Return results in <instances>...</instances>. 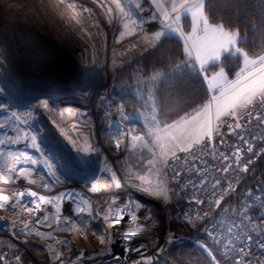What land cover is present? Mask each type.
<instances>
[{"label": "rangeland", "instance_id": "rangeland-1", "mask_svg": "<svg viewBox=\"0 0 264 264\" xmlns=\"http://www.w3.org/2000/svg\"><path fill=\"white\" fill-rule=\"evenodd\" d=\"M60 1L0 0V177L10 175L17 189L25 190L0 193V239L25 246L34 236L52 264H97L109 256L115 240L114 215L123 219L121 226L128 234L135 233L127 235L135 243H127L123 252L134 250L161 264H172L163 256L164 248L177 240L164 225L172 203L170 163L176 154L190 149L189 145L202 142L210 127L227 118L238 119L259 98L264 91V51L249 56L238 46V32L210 23L206 0H109L112 12L99 7L97 0L98 5L87 0ZM18 2L25 14L14 13ZM186 17L191 21L188 31L183 25ZM224 30L238 37L237 45L227 52L221 38ZM169 36L183 42L185 62L166 71L137 62ZM10 41L22 42L28 49L26 59L19 58L21 66L17 61L27 85H20V77L13 74L15 70L11 72L7 56L2 54V47L11 46ZM231 52L242 58L234 76L225 68L210 71ZM187 72L200 75L210 98L200 108L165 123L156 91L169 76ZM75 88L86 96L72 94ZM34 92L47 94V98L40 96L36 101ZM252 93L253 102L243 103ZM124 94L137 96L138 107L132 116L126 110ZM47 99L65 103L70 116L52 113L43 106L42 100ZM237 99L235 107L217 119L218 111ZM115 113H119L117 119ZM80 114L86 116L83 124L69 123ZM69 132H75L72 138ZM15 151L27 164L6 171ZM81 161L92 163L94 169ZM143 202L156 205L159 217L140 214ZM29 204L34 211L26 210ZM77 207L80 211L69 217L68 211ZM81 214L102 220L106 236L93 234L90 243L76 225ZM184 217L186 220V213ZM142 236L154 244L143 249L145 243L136 242Z\"/></svg>", "mask_w": 264, "mask_h": 264}, {"label": "trees", "instance_id": "trees-1", "mask_svg": "<svg viewBox=\"0 0 264 264\" xmlns=\"http://www.w3.org/2000/svg\"><path fill=\"white\" fill-rule=\"evenodd\" d=\"M205 13L210 23L221 25L228 31L238 32V46L249 56H256L264 51V0H206ZM183 25L185 30L190 29L189 18H184ZM186 60L183 42L172 36L165 37L156 48L137 58V62L140 61L144 66L154 64L165 71L172 70L174 66ZM241 60L240 56L231 52L226 54L219 64L212 65L210 71L225 68L230 76H234L241 67ZM155 95L160 117L165 123L173 122L200 108L210 98L200 75L188 72L169 76ZM122 98L128 114H136L137 96L124 94ZM238 183L240 199L264 185V155L253 160L247 170L239 174ZM170 186L172 203L170 213L165 216L164 225L165 230L175 233L177 240L164 248L163 256L172 264H214V259L221 262L219 248L212 242V231L204 226L187 223L183 215L186 200L183 195L173 190L172 184ZM148 212L159 217L156 205L143 202L140 214ZM75 221L90 243L94 239L92 234H107L103 221L98 217L81 214ZM181 235L185 238H180ZM37 242L38 239L34 236L25 246L0 239V264L3 258L17 257L20 258L21 264H52L47 251Z\"/></svg>", "mask_w": 264, "mask_h": 264}, {"label": "built area", "instance_id": "built-area-1", "mask_svg": "<svg viewBox=\"0 0 264 264\" xmlns=\"http://www.w3.org/2000/svg\"><path fill=\"white\" fill-rule=\"evenodd\" d=\"M211 132V138L178 153L170 164L171 180L188 201L187 221L212 231V242L221 256L216 264H264V185L244 198L238 196L239 174L264 155V94L241 117L220 121ZM111 219L115 240L109 256L97 264H132L121 260L114 246L129 233L121 226L123 219L114 215ZM1 264L21 261L19 257L3 258ZM143 264L161 262L150 257Z\"/></svg>", "mask_w": 264, "mask_h": 264}, {"label": "bare ground", "instance_id": "bare-ground-1", "mask_svg": "<svg viewBox=\"0 0 264 264\" xmlns=\"http://www.w3.org/2000/svg\"><path fill=\"white\" fill-rule=\"evenodd\" d=\"M60 0H57V2H59ZM87 1H89L88 3H90V4H93V3H95L96 5H98L97 4V2L95 1V0H87ZM97 1H100V3H99V7H103L105 10H106V12L108 11H110V12H112L111 11V5H109L110 3V1L109 0H97ZM109 1V2H108ZM132 1V0H131ZM63 2V0H61L60 1V3H62ZM85 4H87V3H85ZM122 4V3H121ZM136 4H138V3H136ZM89 5V4H88ZM92 6V5H91ZM136 6V5H135ZM85 7V6H84ZM119 7V6H118ZM24 7L21 5V3H19L18 2V6H16V9L14 10V13L16 14V15H18L19 13H21V14H25V12H23L24 10ZM28 10V9H27ZM26 10V11H27ZM115 10V9H114ZM117 10V9H116ZM123 10V7H120V11H122ZM43 12V11H42ZM134 12V11H133ZM122 13V12H121ZM14 14V15H15ZM26 14H28V13H26ZM111 14V13H110ZM13 15V14H12ZM13 15V16H14ZM16 15L13 17V19L16 17ZM127 16V15H126ZM137 16V15H136ZM25 17H27V15H25ZM29 17V16H28ZM11 18H12V16H11ZM21 18V17H20ZM40 18V17H39ZM15 20V19H14ZM117 20V19H116ZM59 21V20H58ZM4 22H5V20H4ZM30 23V22H29ZM129 25V24H128ZM127 25V26H128ZM8 26H10V27H15V24H12V23H9L8 24ZM5 27V26H4ZM10 27H8V28H10ZM22 27V26H21ZM23 27H24V25H23ZM123 27V26H122ZM129 27V26H128ZM26 28V27H25ZM40 28V27H39ZM19 31V30H18ZM2 35V38L4 39V37L5 36H3V33L1 34ZM30 40V39H29ZM16 41V40H15ZM11 42V41H10ZM29 43V42H28ZM7 44V43H6ZM11 44V46H9V45H4L3 47H2V54H4V56H7V58H6V60H9V64L11 65V72L13 73V70H15L14 71V73L13 74H16V76L18 77H20V79H19V82H20V85L21 86H24V85H27V84H29L28 82L29 81H23V75H25V73H23V71H20L19 70V68H17L18 67V63H19V66H21L22 64L20 63V59L19 58H21V60H25L26 59V50H28V49H26V48H24L23 47V45H22V42L20 43H17V45H16V43H10ZM36 44V43H35ZM27 46V45H26ZM44 47V46H43ZM33 48H35L34 46H33ZM123 48V47H122ZM54 51V50H53ZM123 51V50H122ZM25 52V53H24ZM127 52V51H126ZM27 58H28V56H27ZM31 60V59H30ZM17 61H19L18 63H17ZM13 64V65H12ZM21 64V65H20ZM14 66V67H13ZM37 68V67H36ZM41 71V70H40ZM36 73V72H35ZM30 75V74H29ZM17 77H16V79H17ZM18 77V78H19ZM22 77V78H21ZM30 79H32V78H30ZM38 83V82H37ZM39 83H42V82H40L39 81ZM32 84H34V83H32ZM83 84H85V80H82V84H81V87H85ZM40 87H44V83H42V86H40ZM80 87V88H81ZM31 88V87H30ZM48 88V87H47ZM18 89V88H17ZM21 89V88H20ZM71 89V88H70ZM20 91V90H19ZM22 91V90H21ZM56 91V90H55ZM54 91V92H55ZM47 92H49L48 90H47ZM70 92H72V94H74V95H77V96H86V95H84V94H82V90L80 89H76L75 88V90H71ZM35 94L33 95V98L32 99H34V100H36L37 101V97L39 98L40 96L41 97H43V96H45L46 98H47V94H40V93H37L36 94V92H34ZM79 94V95H78ZM88 95V94H87ZM40 97V98H41ZM60 100V99H59ZM40 101V102H39ZM38 101V105H37V107L40 105V103H41V100H39ZM61 101V100H60ZM42 102H43V106L44 107H46L47 109H50V111L52 112V113H54L55 111H58L59 113H61L62 115H64V118H65V116H66V118L67 117H69L70 115H69V113H67L66 112V107H65V103L63 104V103H57L56 101L54 102V101H49L48 99L47 100H42ZM75 103V102H74ZM73 103V104H74ZM36 104V103H35ZM75 106H77L78 108H79V106H78V104H74ZM36 106V105H35ZM79 115V114H78ZM118 116H119V113H115V116H114V118L115 119H117L118 118ZM71 117H72V115H71ZM86 116L84 115V114H80V116L78 117L77 115H74V117L73 118H70V120H69V123L70 124H72L73 126H78V125H80V124H83L84 123V121L86 120V118H85ZM16 120V119H15ZM21 121V120H20ZM1 128V127H0ZM72 128V127H71ZM12 129V128H11ZM83 131V130H82ZM75 133V132H74ZM74 133L73 132H69L67 135L69 136V137H71L72 138V136H74ZM76 136V135H75ZM66 140V139H65ZM73 142V141H72ZM13 143H14V145L15 146H17V147H20V145L18 144V142H14L13 141ZM69 143V142H68ZM9 144V143H8ZM13 145V146H14ZM70 145V144H69ZM37 147H38V145H37ZM76 148V147H75ZM16 153H14V155H15V157H14V159H13V161H11V162H8V168H5V170L6 171H13V170H16L17 168H22L23 166H25L24 164H27L26 163V160H24L23 159V157H20L21 155H19V153H17L18 151H15ZM87 153H89V151H87ZM2 155V154H1ZM83 155V154H82ZM80 156H81V154H80ZM84 158V157H83ZM83 160V159H82ZM44 163H43V166L44 167H47V162H46V160H44L43 161ZM81 165L83 164V166H85V167H90V168H92V169H94V166H93V164L92 163H90L89 162V164L87 163V161L86 162H82L81 161V163H80ZM91 164V165H90ZM24 168V167H23ZM171 175V174H170ZM0 179H1V181H0V193L1 194H5V195H9V194H14L15 192L17 193V191L18 192H20V193H23L25 190L24 189H21V188H23V187H20L19 189H21L20 191L17 189V186L16 185H14L12 182H11V180H10V175H8V174H1V177H0ZM3 180V181H2ZM13 181V180H12ZM41 182V181H40ZM20 184V183H19ZM21 184H23V183H21ZM27 185V184H26ZM94 186H97V183H94L93 184ZM102 187H104L103 185H102ZM25 188V187H24ZM105 188V187H104ZM154 192V191H153ZM28 193H31V188H30V191L28 192ZM80 211V208L79 207H77L76 209H74V210H71V211H68V213H69V217H71V216H74V215H76L78 212ZM120 229V228H119ZM119 233V232H118ZM127 235L128 234H126V236H125V240H122V242L120 243V241L119 242H116V244L114 245L115 246V249H117V251L119 252V254H120V257H122V259L121 260H127V262H130V263H132V264H143V262H146L147 260H149V258L151 257V255L150 256H148V257H143V256H140V255H137L136 254V252H134V250H132L131 251V253H125V252H123V250H125V248H127L128 246H126L127 245V241L131 244H133V243H135V241H133L132 240V236L131 237H128V238H126L127 237ZM149 238H147V237H143L142 236V239H138L136 242L137 243H142V242H144L145 243V246L146 247H143V249L144 248H148L151 244H154L153 242L151 243V241L150 240H148ZM124 242V243H123ZM122 246V247H121ZM114 249V250H115ZM104 257V256H103ZM114 259L115 258H117V253L115 254L114 253V255L112 256Z\"/></svg>", "mask_w": 264, "mask_h": 264}, {"label": "snow or ice", "instance_id": "snow-or-ice-1", "mask_svg": "<svg viewBox=\"0 0 264 264\" xmlns=\"http://www.w3.org/2000/svg\"><path fill=\"white\" fill-rule=\"evenodd\" d=\"M254 94L255 93H252L250 95L245 96L243 98V103H245V104H251L253 102V95ZM238 102H239V100L237 99V100H234L231 104H226L222 110L218 111V113H217V119H219V116L220 115L227 114L228 108L229 107H233L234 108L235 105H236V103H238ZM232 115L235 116V113L233 112ZM236 127L239 128L240 127V124L237 123ZM229 134H231V133H229ZM207 135L209 136V138H211V135H212L211 128H209ZM197 143H199V141H197ZM189 148H191V145H189ZM249 150H251V149H249ZM224 159H227V157H224ZM224 170L227 171V168H225ZM177 175H179V173H177ZM40 202L42 203L43 200L41 199ZM38 207H39V204L36 205V208H38ZM12 210L15 211V209H12ZM26 210L29 211V212H32L35 209L33 208V206L31 204H29V205L26 206ZM37 222H39V221H37ZM115 222L118 223L119 222V219H117ZM25 227H27V225H25ZM128 235L129 236L130 235H135V233H130ZM261 244L264 245V241H261ZM236 264H238V262H236Z\"/></svg>", "mask_w": 264, "mask_h": 264}, {"label": "crops", "instance_id": "crops-1", "mask_svg": "<svg viewBox=\"0 0 264 264\" xmlns=\"http://www.w3.org/2000/svg\"><path fill=\"white\" fill-rule=\"evenodd\" d=\"M191 17V20H192V22H193V26H194V22H195V19H193V17L192 16H190ZM229 33V34H228ZM231 35H233V34H231V32H227V31H222L221 32V38H222V40H223V45L225 46V52H227L228 50H232V48H234V46H236L237 45V41H238V37H236V36H231ZM263 94H264V91L261 93V95L259 96V98L258 99H256V101H258L262 96H263ZM256 101H254V103L256 102ZM253 104V103H252ZM251 106V105H250ZM249 108V107H248ZM248 110V109H247ZM246 110V111H247ZM211 128V127H210ZM211 131H212V128H211ZM208 133V132H207ZM207 133H206V137L208 136L207 135ZM205 137V138H206ZM204 140V139H203ZM193 145V144H192ZM191 145V146H192Z\"/></svg>", "mask_w": 264, "mask_h": 264}, {"label": "flooded vegetation", "instance_id": "flooded-vegetation-1", "mask_svg": "<svg viewBox=\"0 0 264 264\" xmlns=\"http://www.w3.org/2000/svg\"><path fill=\"white\" fill-rule=\"evenodd\" d=\"M182 152V151H181ZM180 153V152H179ZM177 155V154H176ZM175 155V156H176ZM174 156V157H175ZM172 162V161H171ZM171 164V163H170ZM170 174V173H169ZM170 176V175H169ZM170 179H171V176H170ZM171 182V184L173 185V190H175V192H178L177 190H176V187H175V185H174V183L172 182V180L170 181ZM178 193H180L181 195H183V197H184V199L186 200V207H185V210H184V212H183V215H184V213H186V209H187V206H188V201H187V199H186V197H185V195L183 194V193H181V192H178ZM185 218V217H184ZM186 221H187V219H186ZM187 223H189V224H191V225H195V224H193V223H191V222H189V221H187ZM197 226V225H196Z\"/></svg>", "mask_w": 264, "mask_h": 264}]
</instances>
